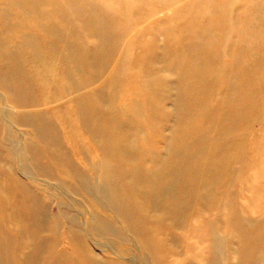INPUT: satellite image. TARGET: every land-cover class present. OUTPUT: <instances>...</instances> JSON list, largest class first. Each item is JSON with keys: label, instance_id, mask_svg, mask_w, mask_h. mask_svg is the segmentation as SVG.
Segmentation results:
<instances>
[{"label": "rangeland", "instance_id": "obj_1", "mask_svg": "<svg viewBox=\"0 0 264 264\" xmlns=\"http://www.w3.org/2000/svg\"><path fill=\"white\" fill-rule=\"evenodd\" d=\"M35 1L32 0L34 8ZM72 1L39 0L41 6L39 5L38 11L31 13L33 18L42 19V26L45 29L40 31L30 27L27 33L30 48L31 46L36 48L48 67L42 71L41 76H46L50 72L57 80L63 79L60 68L71 64L70 56H60L59 52L53 54L45 46H40L43 40L51 42L55 51L64 49L63 44H68V49L76 51L73 55H77L78 51L84 52L86 49L96 47L97 43L94 39L83 36L84 30H81V27L78 29L74 22L70 23L66 20L72 17L67 7ZM154 1L155 4L163 5L165 1H169L173 2L174 6L164 12L154 13L152 11L155 10L156 5L143 4V0H87L86 7L94 10V13L92 11L89 14L91 18L97 19L96 12H109L107 15L112 21L111 31L116 35L120 34L122 40L119 41L116 57L113 56L115 61L111 56L105 60L102 58L95 64L93 71L88 70V76L99 72L100 81L83 92L86 95L93 88L102 87L107 94L106 97L114 106L101 111H104L106 116L113 115L115 119L117 118L115 121L127 124L128 151L132 156L130 159H133L131 161L138 162L142 159L147 163L152 162V166L157 171L156 176L161 177L164 170L162 161L166 156L178 157L177 164L179 165L180 162L183 165L178 167L180 171V175H176L178 183L172 188L173 190L171 189V193L163 197L164 206L157 212L150 213L147 210L144 212L146 206L139 195L136 198H126L122 189V186H125L123 181L115 180L120 193L118 195L122 199L119 202L125 208L124 218L117 207L119 202L112 195L110 187L102 186L100 182L103 169L107 172L113 171L111 172L113 176H120L122 168L116 166H121V163L112 168L108 164L103 165L95 141L88 136L82 126L76 123L73 109L67 108L71 100L66 97L58 103L49 102L46 107L39 105L23 110L16 108L11 102V96L0 89V121L5 126V130L0 127V139L3 140L0 141V207L3 206L4 201L8 203V206L0 209V257L2 258L0 264H19L29 260L34 252H43L38 255L41 264H52L60 256H64L60 262L63 264H87L77 248L70 246L72 240L77 246L82 244L87 246L89 251L98 257L99 264H264V92L257 103L253 102L242 110L227 106L226 118L222 123V131L226 135L222 134L216 138V131L212 125L204 124L206 121L204 117L208 113H218L217 104L220 101V93L224 90L223 85L217 81L220 78L211 79L214 83L208 84L205 89L209 93L204 95L207 101L198 105H196L197 100L192 101L187 98L191 97L189 90L173 89V86L177 85L176 82H180V78H183L182 76L185 78V71L181 72L177 69L174 71L175 75L166 71L162 77L164 80L159 84L147 81L149 86H152L151 90L138 86L137 83H140L143 77L138 76V72L134 71L137 70L135 68L137 66L134 67L131 63L134 56H141L145 50L155 46L166 51L170 43L180 44L179 63L180 57L185 63L186 59L190 58L189 66L192 67L202 64L195 61L197 57L211 55L212 52L211 40L205 41L204 46H200L199 43L191 45L187 49L188 52L181 47V40L173 36L181 31L182 24L187 18L179 12L187 3L189 6L194 4L196 13L202 7L206 14V18L201 21L193 20V30L203 27L202 30L209 31L211 27L216 26L207 15L209 7L205 0ZM221 1L223 8L220 17L223 27H230V23L236 20H246L248 15L244 16V13H240L243 5L241 0ZM199 3L203 6H199ZM6 5L7 0H0V15L1 11L5 12L8 7L7 5L5 8ZM24 8L19 10L21 12L16 8H10L12 19L21 20V16H27L23 14ZM147 14H149L148 18L141 20V17ZM258 17H261L260 21L264 28V8ZM48 27L52 28L49 35L46 31ZM13 28L14 25L9 21L2 25L0 22V50L12 54L8 60L0 61V69L16 62V65L23 64L24 70L28 71L32 64L30 60L24 63L20 60L22 53L17 46L21 42L12 34ZM262 30L264 35V29ZM235 32L234 29H226L223 32L226 38L215 41V47H219L221 51L218 50L216 59L222 67L224 66L223 69L229 62L225 46L229 42L231 33ZM75 34L81 38H73ZM247 53L250 57L254 55L252 50H248ZM106 66L107 70L102 73ZM112 69L115 71L113 72ZM13 72L10 73V77L16 78L18 73ZM69 75L73 82L81 84V77L75 74V71L71 70ZM254 75L253 71L251 76ZM25 79L34 86L39 82L32 80L30 76ZM109 81H114V84L107 85ZM56 87H47L42 93L33 89V98L35 101H40L41 95L49 97L52 92L67 91L70 85H66L64 89ZM153 90L159 92V96L155 97ZM244 91H248L245 86L242 88V92ZM180 94L183 100L181 109H178L174 102L175 96ZM129 98L131 100L128 102ZM131 101L133 103L129 105ZM116 107L122 109V114H114ZM95 110L97 114V109ZM101 111L98 110L100 114ZM94 113L95 111L92 110L89 117L95 116ZM188 113H192L191 117L187 116ZM39 114L51 119L48 120L46 127L49 129L48 138L57 141L55 147L57 154L67 156L68 159L59 163H66L67 167L64 169L54 165L40 141L33 136L28 123L24 121L17 123V119L22 120L26 115L36 118ZM60 117L63 120L68 119V122L61 123ZM201 128L204 130L202 141L203 136L205 140L198 146L201 141L199 135ZM228 129L232 130V133H227ZM113 131L115 135L119 132L115 128ZM161 132L164 133V137ZM98 136L103 137L100 133ZM195 142L194 153L199 157H189L191 152L188 146ZM105 146L106 150L109 149L108 144ZM162 146H167L169 150L159 151ZM31 149L37 153L36 162L29 160ZM114 151L108 154L116 157ZM189 158H192L189 160L191 164L184 166ZM206 161L210 164L204 170L201 162ZM71 162L84 174L93 175L91 181L93 190H102L101 195L106 198L105 200H98L78 188L69 169ZM136 177L143 182L147 179L139 174ZM195 177L198 178L194 179ZM132 178V175L128 177L130 180ZM22 186L41 201L39 214L32 218L30 223L34 227L33 233L21 228L17 218L18 207L15 202H11L13 199L25 198L21 190ZM142 190L145 189L141 187L137 192L142 193ZM107 200L109 205H106ZM90 215L93 218H90ZM194 216L200 218L195 229L209 235L205 250H201L202 255H205L204 262L193 259L191 249L188 252L189 244H196V240L191 239L192 242L188 243L185 240L186 229L184 231L182 228L186 218H194ZM102 223L110 226V233L107 235H104V230L103 235H100ZM144 237L151 241V245H148L147 241L144 243ZM145 244L148 247L144 246ZM6 252L9 253L5 255ZM5 256L7 258L4 259Z\"/></svg>", "mask_w": 264, "mask_h": 264}, {"label": "bare ground", "instance_id": "obj_2", "mask_svg": "<svg viewBox=\"0 0 264 264\" xmlns=\"http://www.w3.org/2000/svg\"><path fill=\"white\" fill-rule=\"evenodd\" d=\"M205 1L209 7V13H207V15L209 16V19L212 22L216 23V26L211 27L209 31L202 30L204 29L203 27L199 28L198 30H193L192 29L193 20L197 19L201 21L204 18H206L205 17L206 14L205 12H203L202 7H200V9L198 10L199 12L196 13L194 4L191 3L193 5L189 6V3H187L186 5L181 7L179 11L183 16H187V18L185 19L184 24H182L181 31L173 35L175 36L176 39L181 40V47H184L185 50L189 49L191 45L197 43H199L200 46L201 45L204 46L206 45L204 43L205 41L211 40V46H210V48H212L211 55H204L201 57H197V59L195 60L202 63L200 66H194V67L189 66V63L191 62L190 58H187L185 63V60L182 57H180V63H179L178 47L180 46V44L172 45L171 43L168 45V48H166V51L165 49L164 50L159 49L158 47L155 46L152 49L143 51L141 56H134L131 64H133L134 67L137 66L135 67L137 70L134 71L138 72L139 77L140 76L143 77L141 79L142 81L140 83L138 82L137 85L146 87V89L150 88L149 90H151L152 86H149L147 81H154L157 82V84H159L164 80L162 77L166 71L167 73H171V74L174 73L176 74V72L174 71H176L177 69L180 70L181 72L185 71L186 72L185 78L184 76L181 75L183 78H180L181 79L180 82H176L177 85L176 86L172 85V86L173 89H180L181 91L183 90V88L189 90L188 92L189 93L191 92L190 95L191 97H187V98L192 99V101L197 100L196 105L207 101L204 95L205 94L209 95V93L205 89L208 86V84L213 82V80L211 79L213 78L216 80L217 77L220 78V80L218 79L217 81L223 85L224 90L220 93V101L217 104L218 113H214V114L208 113L204 117V119H206L204 124L212 125L213 129L217 133L216 134V138H217L222 134L224 135V131H222V123L223 121H225L224 119L226 118L225 112L227 111L228 108L227 106L236 107L238 108V110H242L244 107H246L247 105L249 106L253 102L257 103L259 97L264 92V35L262 30L264 28L261 23L262 21H260L261 17L260 18L258 17L260 11L262 10V8H264L263 7L264 1L262 2V0H250L249 2H247V0H243V1L241 0V4L243 3V5L241 7L242 9H240V13H244V16L248 15L247 16L248 18L246 17V20L244 21L236 20L234 22H231L230 27L228 26L223 27V25H221V23H223L220 17L223 8L222 1L221 0H205ZM143 4H147V5L151 4L152 6L156 5L155 10L152 11L154 13L164 12V10L171 9L174 6L173 2H169V1L167 2L165 1V5H163L162 3L155 4L154 0H143ZM199 4H198L199 6H203L201 3ZM7 5L4 6L5 8L7 7L6 10H4L5 12L1 11L2 13L0 15L1 25L3 23L5 24V22L8 21L9 23H12L14 25L12 34L16 35L22 44V45L19 44L17 46V48H19L22 53V58L20 60L23 63L27 62V60H30V63L32 65L28 71L24 70L23 64L19 65L17 63L16 65L15 64L16 62H14L13 65L12 64L7 65L5 68L0 69V89L11 96L12 98L11 102L13 103L14 106H16V108L23 110L28 108H33L35 106L38 107L39 105L46 107L49 102L58 103L59 101L64 100L66 97L69 98V100L71 101L68 103L67 108L73 109V111L75 112L74 120L76 121V123L82 126L84 128V131L88 134V136H90L95 141L98 147L97 151L99 152V157L101 158L103 165L108 164L109 167L112 168L115 167L118 163H121V166H116L119 167L120 169L122 168L120 176H113L111 174V172L113 171L107 172L106 169H103L104 172H101L103 173V175L100 177V182L102 183V186L110 187L112 195H114V198L117 199L119 202L122 199L120 198V195H118L120 193L118 192L115 183L116 181H123L125 186H122V189L124 190V196H126V198L128 199L131 197L136 198L137 195H139L144 200V204L146 206L144 212H146V210L149 211L150 213L157 212V210H159V208H161L165 204L163 202L164 201L163 197L166 196L167 193H171L173 190L172 188L176 185V183H178L176 175H180V171L178 170V167L183 166L182 163L180 164V162H178L179 165L177 164L178 157L176 156L174 157L166 156L164 161H162L163 163L162 165L164 168V170L162 171L163 175L161 177H158L156 176L157 171L154 169V167L151 164L152 162L147 163V161H143L142 159L139 160L138 162L131 161L133 159H130L132 156H130L128 151V138H127L128 136L126 133L127 124H125V122L115 121L117 118L115 119L113 115L109 117L104 114L105 113L104 111H101L105 108L108 109V107L109 109L113 108L114 106L113 103L110 100H108V98L106 97L107 94L104 92L102 87L93 88L92 91L87 92L86 95L85 92H83L89 90L95 85V83L100 81L99 72H97L94 75L88 76L87 75L88 70L90 71L92 69L93 71V68H95V64H97V62L102 58L103 60H105L110 58L111 56V59L114 60V58L116 57L115 54L119 49L118 48L119 41L122 40L119 36L120 34L117 33L116 35V33H113L111 31L112 29L110 27L111 25L110 22L112 21L109 19L107 15L109 12H105V11L96 12L97 19H92L91 18L92 16L89 14H91L92 11L94 13V10L88 9L86 7L88 6L87 0H73L72 2L69 3V5H67L68 10L72 14V17L71 19L66 18V20L69 21L70 23L74 22L77 25L78 29L81 27V30H84L83 36L85 38L94 39L97 44L96 47H93L92 49H86L84 50V52L78 51L77 55H73V53L76 51L72 50L71 48L68 49V44L62 43L65 46V48L58 49L55 51V48L51 42H48L47 40H43L42 42H40V46H45L50 53L53 52V54L54 53L57 54V52H59L58 55L60 56L62 55H64L65 57L70 56L71 64L70 65L66 64L60 68V70L62 71L63 79L57 80L55 75H52L50 72L49 74H47L48 76L47 75L41 76L42 71L48 69V67L44 62V58L40 55V53H37L36 48L34 46H31L30 48V45L28 43L29 41L27 40L28 37L27 33L30 27L36 30L38 29L40 31L45 30L44 26H42V19L37 20L31 16V13L33 14L36 11H38L37 10L38 7L41 6L39 0L35 1V5H36L35 8L33 6L32 0H7ZM12 7L16 8L18 12H21L19 10H21L22 7H25L24 8L25 12L23 14H26L27 16H21L22 21L13 20L10 9ZM149 14L145 15L144 17H141V20L142 19L146 20ZM29 21L30 24L28 25ZM147 27L149 29L150 25ZM226 29H234L236 32L234 34L231 33L229 42L226 43L225 52L227 57L229 58V62L226 65V68L223 69L224 66L222 67V65H220V62L218 63L216 59L218 57L217 52L218 50L220 51V49L219 47H215V41L219 40L220 38H222V40L223 38L224 39L226 38L224 37V33H223L226 31ZM51 30H52L51 27H48L46 29L48 35L49 33H51ZM73 38L77 39L81 37H79L78 34H75V37ZM140 39L142 38L140 37ZM248 50L254 51V55L250 57L247 53ZM11 55L12 54H10L8 51L0 50V61L4 59L8 60L11 57ZM254 65L256 66L255 69H254ZM71 70L75 71V74L81 77V84H77L73 82V79L69 75V72ZM106 70H107V66L102 71V73ZM13 71H16L15 72L16 74L18 73L16 78L10 77V73H12ZM112 71L114 72L115 69H112ZM253 71L255 75L251 76ZM177 73L179 72L177 71ZM27 76H30L32 80L34 79L36 82H38L37 80H39L38 84L34 86L33 83L25 79ZM111 83L114 84V81L111 82L109 81L106 84L110 85ZM66 85H70V88L67 91L63 90V91L52 92L51 94H49V97L41 95L40 101H35V99L33 98L34 95V93L32 92L33 89H36L34 91L38 90V92L42 93L43 91L46 90L47 87L52 88L59 86L64 89ZM244 86L248 89V91L242 92V88ZM153 92H154L153 95L155 97L159 96V92L154 90ZM130 100L131 98L128 99V102ZM182 100L183 99L181 97V94L175 96L174 104L176 107H178V109H181L182 107L181 106ZM132 103L133 101H131L129 105H131ZM148 105L150 104L148 103ZM94 107L95 109H97V114ZM117 108L118 107L114 109V114H122L121 113L123 112L122 109L119 110ZM92 110L95 111L94 114L96 115L89 117L91 115L90 112H92ZM98 110L101 111V114L98 112ZM163 114L166 115L165 111H163ZM190 115H192V113L187 114V116ZM48 120L50 121L51 119L49 118L47 119L46 117L43 116V114H39L36 118L32 117V115H26L25 118H22V120L17 119V123H20V121L21 122L24 121L28 123L29 128L32 129L33 136L35 137V139H37V141L38 140L40 141V144L42 145V147L45 148L48 155L51 157V160L54 163V165L58 168L60 167L61 169H64L67 167L66 163L65 162H63V164H59V163L61 161H65L68 158L67 156L59 155L55 152L57 141L48 138L49 129L46 128ZM60 120L61 123L63 124L65 122H68L67 121L68 119L63 120L62 117H60ZM0 127H2L3 130H5V126L1 123V121H0ZM112 128L113 130L114 128L118 129L119 132H116L117 134L115 135L114 131L111 130ZM228 131L229 132L227 133H232V130L228 129ZM203 132L204 130L201 128L199 131L201 141L199 140L200 143H198V146L204 143L205 140L204 136L202 141ZM99 133L100 135L103 136L102 138L101 136L99 138L98 136ZM161 135L162 137H164V133H162ZM105 137L106 139H104ZM0 141L3 142L2 139H0ZM105 144H108V148H109L107 149L108 151L106 150ZM195 145L196 142L189 144L188 147H189V151L191 152L189 157H199L197 153H194V150L196 149ZM165 150L168 151L169 148L167 146H162V148L161 147L159 148V151H165ZM113 151L116 152L115 154L116 157H112L108 154V152H113ZM35 157L38 158L37 153L34 149H31V157L29 158V160H31V162H36ZM191 159L189 158L187 161H185V163L187 164H184V166L190 165L191 162L189 160ZM201 163H202L201 164L202 168L204 170H206L207 166L210 164L208 161ZM130 164L132 165V167ZM75 167L76 166L71 162V164L69 165V169L73 175L71 176L78 185V188L86 191L87 194L96 197V199L98 200H105L106 198L104 199L101 195L102 190L101 191L93 190L91 183L92 179L94 178L92 177L93 175L84 174V172L80 168H75ZM138 174L144 175L147 179L144 182L140 181L136 177ZM130 175L133 176L131 180L128 179ZM197 178L198 177H195L194 179ZM17 180L18 179L16 177V181ZM197 182H199V184H202V182L200 181ZM18 184L20 185L21 183ZM141 187L144 188L145 190H142V193H138L137 191ZM21 190L23 191L22 193L25 195V198L22 197V199H16V200L13 199L11 202L12 203L15 202V204L18 207L17 218H18V222L22 226L21 228L22 229L26 228L31 233H33L34 227L31 226L30 223L32 221V218L34 219L36 215L39 214V210H40L39 204L41 201H38L36 199L37 196H35V194L30 192V190L26 189L24 186L21 187ZM7 204H8L7 201H4L3 206H1L0 209H3L4 206H8ZM107 204H108V200L106 205ZM117 207H119L120 212L122 213L123 216L124 215L123 211L125 210V208L122 205V203L119 202ZM90 218H93L92 215H90ZM186 219L187 220H185V225L184 227H182L184 231L186 229V231L184 232L186 233L185 240L188 243L192 242L193 239L196 240V244L193 243L195 247L189 244L188 252H190L191 249L192 250L191 252H193L192 253L193 259L200 262H204L206 261L205 255H202L201 250H203L205 245H207L206 241L209 235L202 233L199 229L197 230L195 229V225L200 220L199 216H194V218L192 217ZM11 220L12 219H9V221ZM101 226L102 229L100 230L101 233L100 235H103L102 233L103 230H104V235L110 233L109 225L102 223ZM97 231L99 232V230ZM189 233L194 235L192 236L188 235ZM143 239H144V243H146L145 241H147L149 242L148 245H151V241L149 239H147L146 237H144ZM70 242H71L70 246L77 248L78 253L85 259L87 264L98 263L97 261L98 257L95 254H93L92 251H89L87 246H85L84 244L77 246L75 242H73V240ZM144 246H147V244H145ZM8 253L9 252H6L5 255H7ZM41 254H43V252H37V253L34 252L29 258V260H24L19 264H41L39 263L40 258L38 256ZM5 258H7V256H5L4 259ZM62 258H64V256L62 257L60 256V258L58 260L56 259L52 264H63L60 263ZM0 259L2 258L0 257ZM47 259H49V257ZM75 261L77 260L75 259Z\"/></svg>", "mask_w": 264, "mask_h": 264}]
</instances>
